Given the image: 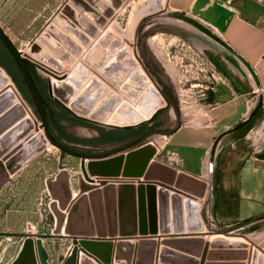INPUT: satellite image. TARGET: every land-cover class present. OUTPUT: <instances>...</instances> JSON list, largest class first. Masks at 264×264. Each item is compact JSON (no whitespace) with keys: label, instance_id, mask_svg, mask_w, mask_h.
<instances>
[{"label":"rangeland","instance_id":"obj_1","mask_svg":"<svg viewBox=\"0 0 264 264\" xmlns=\"http://www.w3.org/2000/svg\"><path fill=\"white\" fill-rule=\"evenodd\" d=\"M142 6L147 8L145 0H6L0 6V24L15 44L35 61L40 78L52 79L56 96L68 101L78 113L91 112L89 116L97 118L93 115L96 110L97 113H94L110 120L89 122L105 128L127 123L158 125V117L168 119L174 128L177 122L178 125L184 121L196 122L197 119L192 117L194 111L201 106L207 108L209 103L205 99L209 98L205 94L206 83L195 84L197 80L194 76L200 67L206 66L210 48L196 46L201 49L198 56L195 47L186 43L182 48V40L167 47L163 37H169L168 31L177 29L166 22L168 11L164 4V8L152 12H147V9L146 12H143L144 9L141 11ZM103 15L109 17V21L106 22ZM102 19L104 22H101ZM92 22L103 25V30L110 23L107 26L110 28L98 32L92 44L91 39H87V50L82 53L83 49L77 43L83 40L81 31L90 30ZM112 37H117L115 41L118 50L122 51V58L125 56L123 60L127 61L131 55L134 57V63H130L129 67L122 65L119 72L110 70L103 58H96V48L113 40ZM115 55L113 53L111 57ZM53 66L58 71L53 70ZM7 74L23 95L8 70ZM161 80L172 84L181 113L171 103L150 118L156 107L165 104L163 95H160L164 89ZM66 84L71 85L73 90H67ZM7 88L11 89L9 85ZM86 93L93 94L94 100H84ZM31 108L39 116L37 108ZM168 131L171 130H154L144 143L96 160L103 162L115 157L125 158L132 149L146 147L145 152L132 157L136 159L133 163H141L144 167L147 159L153 158L152 165L164 162L176 167L164 158L163 145ZM114 145L116 143L111 146ZM91 162H94L91 158L85 160V163ZM63 168L71 175V208L79 197L87 196H84L86 206L82 201L81 207L83 214L87 212L81 218L88 220L87 228L74 230L72 234L66 233L63 228L54 233L56 217L50 206L55 200L47 179L54 178ZM91 168H94L93 171ZM125 168V164L121 167H93L90 164L85 171L81 156L54 143L49 149H40L15 173H10L0 161V264H11L23 242L21 233L28 232L44 234L42 239L51 264H64L76 244L79 246L78 254L86 252L100 264H107L81 246L79 239L85 236L111 239L114 256L116 243L121 239H133L136 251L142 238H156L158 252L159 246L164 245V238L201 236L209 247L204 255L203 241L199 254L201 259L194 258L197 261L191 264H264V219L247 224L220 222L213 212V197L208 183L203 196L189 199L184 217L176 201L167 196L166 186L149 183L161 178L149 176V170L142 173V169H137L128 173ZM81 177L85 187H80ZM140 178H145V181ZM76 216L78 218L79 212ZM123 224L127 225L125 229ZM214 247L216 250L210 249ZM132 255L130 263L135 264L137 254L135 259L134 253ZM113 258L111 255L109 264H114ZM155 259L154 264H161L158 255Z\"/></svg>","mask_w":264,"mask_h":264},{"label":"water","instance_id":"obj_2","mask_svg":"<svg viewBox=\"0 0 264 264\" xmlns=\"http://www.w3.org/2000/svg\"><path fill=\"white\" fill-rule=\"evenodd\" d=\"M164 3L165 0H145L147 12H152L154 9L163 7ZM141 5L142 4H140L139 6ZM143 7L144 6H142L141 11L144 9L143 12H146L145 7ZM181 18L194 24L206 35L210 36L213 40L224 46L228 51L240 57V55H238L237 52L232 47H230L220 35H218L215 31H213V29H211L200 20L185 14L181 15ZM112 39L113 40L111 41H106L105 45L101 44L100 46H98L96 48L97 54L99 53V51L105 50L102 53L105 55H101L100 57L98 56V58H103V61H105L106 66L110 70L113 69L116 72H119L121 71L119 69L122 68V65L129 67L130 63H134V57L133 55H131V57L128 56L129 59L127 61L123 60L125 56L122 58V51L118 50V45L115 41L117 37H112ZM113 53H115L116 55L114 57H111ZM226 57L233 63L237 64L235 58H233L231 54L226 53ZM31 62L36 64L35 61L32 60L23 49L19 48L15 44L4 27L0 24V85L5 84L8 80L7 69L4 67L6 66L11 72L29 106L37 108L39 117L42 121L41 126L44 127V132H39L37 135H33L24 143L16 144L23 132L28 131L33 126V122H18L21 116L26 113V108L21 102L17 101L16 95L13 93V91L6 90L0 94V154L4 155L5 161L3 162L10 172H15V170L19 169L22 165L28 162L34 155H36L40 151V149L45 148L50 142L56 144L65 151L81 156L82 165L85 168V171H88V166H90V164L93 167H104L110 165L121 167L123 164H125V172L129 173L130 170L135 171L137 169H142L144 171L143 164L140 163L136 165L135 163H133L134 161H136V159L132 157L136 155L138 156V154L142 151L145 152V149H147L146 147H142L137 152L134 150L129 151L126 159L122 156L115 157L103 162L97 161L96 159L106 158L112 154L129 149L134 145H140L144 143V140L148 136H150L154 132V130L177 131L178 129V122L176 128H174L173 125L168 121V119L161 117H158V125L148 126H138L141 123H127L122 125L114 124V126L116 127L105 128L103 126L89 122L87 120H94V117L88 118L84 113L79 114L55 95V84H53L51 78H48L47 80V90V88L35 72V68L30 64ZM144 69L148 72V69L145 66ZM64 84L65 83H63V85ZM65 87L67 90H73V88H71V85L69 84H66ZM165 89L169 96L166 95L162 90V94H159L163 95L162 97H166L168 103L172 101L178 113H181L179 102L175 96V92H173L169 87H166ZM52 97L62 105H64L66 108H68L75 116L60 111V109L52 100ZM83 98L84 100H94L93 94L91 93H86ZM167 107L168 105H160L156 107L154 113L150 118H153L156 113L163 109H166ZM263 115L264 103L263 97L260 96L256 106L249 113V115H247L227 131L231 133L230 139H237L239 141L245 140L249 131L253 128L255 123L262 118ZM163 132L166 133V131ZM169 132L170 131H168L167 133ZM134 135L138 136L124 143L111 146ZM87 158L93 159L94 162L85 163V160ZM125 162H127V164ZM219 162L220 160L218 159L217 169ZM138 165H141L142 167ZM155 166L156 168H152L149 170V176L151 175L165 179L167 177H171L176 172V168L174 166L166 163H157L155 164ZM93 169L94 168H91L92 171ZM181 174L185 176L188 175V173L185 171H181ZM198 181L200 188H205L206 181L199 178ZM47 182L51 195L54 198L57 197L60 199L61 207H66L72 197L68 170L65 168L61 169L56 174L55 179L50 177L47 179ZM85 186L86 183L82 181L81 177L80 187ZM84 196L79 197V199L75 201L71 210H69L64 227L65 232L68 234H72V231L74 230L87 228L86 221L88 220H81V218H83V215H87V212L86 214H83L81 212L82 201H86V199H84ZM153 196H156V194ZM56 204L57 203H55L54 201V203L52 202L50 205L52 212L56 217L54 233H58L62 229L65 221L64 213H62L58 209ZM78 212L79 216L77 218L76 214ZM123 226H125V229L127 225L123 224ZM130 226L133 227L134 225ZM140 228L142 231L143 227L141 226ZM224 232L226 233V231ZM21 235L23 236L22 245L17 253V256L14 258L11 264H39V261L40 264H51L49 261V253L42 239L44 234L28 232L21 233ZM33 236H36V238H34ZM162 240L166 245H162L160 247V253L158 257L161 264H191L193 261L196 262L197 259H194L186 253L181 252L180 250L190 251L193 254H199V252L203 249L201 243L204 241L201 236H182L174 238H164ZM35 242L37 251L35 250ZM74 242L77 243L78 239L75 238ZM79 243L86 251L95 254L104 262H107V258L111 257L114 247L113 241L111 239H94L86 236L80 237ZM157 244L158 240L156 238H142L141 241L137 244V259L135 260V264H154L157 255ZM167 244L172 247H167ZM78 247L79 246L77 244L73 247L70 255L66 258V264H76L78 259L82 264H100L97 260L90 257V255L86 252L78 254ZM134 247L135 241L133 239L119 240L116 243L115 247L116 261H122L129 264L131 262V255L135 252ZM203 254L205 255V252Z\"/></svg>","mask_w":264,"mask_h":264},{"label":"crops","instance_id":"obj_3","mask_svg":"<svg viewBox=\"0 0 264 264\" xmlns=\"http://www.w3.org/2000/svg\"><path fill=\"white\" fill-rule=\"evenodd\" d=\"M164 6L168 11L166 22L178 29L168 31L169 37H163L167 47L182 40V48L187 43L197 49L198 56L201 49L197 47L210 48L206 66L200 67L194 76L195 84L206 83L208 93L205 94L209 100L204 99L209 106L194 111L192 117L196 122L184 121L177 131L171 130L165 135L164 158L179 167H175L179 172L197 175L208 183L212 207L220 222L247 224L264 219V115L243 141L230 139L231 133L227 132L249 115L260 96L264 103V0H165ZM184 14L213 29L240 57L181 18ZM93 26L95 33L83 31L91 44L97 39V33L103 31V26ZM86 47L81 46L82 53ZM189 191L196 198L195 191ZM65 223L66 220L63 229ZM181 252L201 259L190 251Z\"/></svg>","mask_w":264,"mask_h":264},{"label":"bare ground","instance_id":"obj_4","mask_svg":"<svg viewBox=\"0 0 264 264\" xmlns=\"http://www.w3.org/2000/svg\"><path fill=\"white\" fill-rule=\"evenodd\" d=\"M164 8V7H163ZM106 16V15H105ZM104 15H103V17H105ZM107 18H109V17H105L104 19H107ZM98 19V18H97ZM104 19H102L101 20V22H104ZM106 22H107V20H106ZM93 24L91 25V29L90 30H86V32H88L89 34H93V33H95L96 32V28L93 26L94 24H96L95 22H92ZM110 24V23H109ZM109 24H107L106 25V28H107V26L109 25ZM96 25H98V24H96ZM99 26H103V25H99ZM105 28V29H106ZM104 29V30H105ZM113 29V28H112ZM103 30V31H104ZM115 32V31H114ZM81 33L83 34V31H81ZM102 34V33H101ZM100 34V35H101ZM80 39H82V38H80ZM87 37L83 34V40L82 41H78V43H77V45H79L80 47L82 46V45H87L86 44V42H87ZM84 49V48H83ZM86 49V48H85ZM81 50H82V48H81ZM105 50H101V51H99V53H98V55H97V57L96 58H98V56L100 57L101 55H102V53L104 52ZM84 59V58H83ZM53 68V70H57L58 71V68H56V67H52ZM7 75H9V74H7ZM9 81L7 80V82L5 83V84H3V85H0V94L1 93H3L4 91H13V93L16 95V98H17V101L18 102H21L23 105H24V107L26 108V113L24 114V115H22L21 116V118L18 120V122L19 121H28V122H30V121H32L33 122V126L28 130V131H24L23 132V134L19 137V139H18V142H16V144H18V143H24V142H26L30 137H32L33 135H37L39 132H44V127H42L41 126V123H42V121H41V118L36 114V112H35V110H33L30 106H29V104H28V102H27V100L25 99V97H23V95L20 93V91L18 90V87L15 85V83L13 82V80H12V78H11V76L9 75ZM155 82V81H154ZM7 85H9L10 87H11V89L10 88H7ZM110 87V86H109ZM112 88V87H111ZM124 93V92H123ZM128 95V94H127ZM126 95V96H127ZM94 97V96H93ZM105 98V97H104ZM164 99H165V104L164 105H168V101H167V99H166V97H164ZM63 101V100H62ZM66 105H68L69 106V102L67 101V102H65V101H63ZM133 104V103H132ZM133 107H135V106H133ZM93 112V111H92ZM94 112H96L97 113V111L95 110ZM93 112V115L95 116V117H97V118H99V119H97V118H93L94 120H96V121H103V122H109L110 120L108 119V118H101V116L100 115H98V114H96V113H94ZM91 113V112H90ZM90 113H88V114H86L85 116L86 117H90L89 115H90ZM117 113V112H116ZM80 114V113H79ZM147 116V115H146ZM149 118V117H148ZM122 125V124H121ZM51 146H52V142H50V143H48V145L45 147L46 149H49V148H51ZM141 149V148H140ZM132 150H134V151H138L139 150V148L137 149V150H135V149H132ZM127 157H125V159H126ZM154 159L152 158V159H147V167H146V165L144 166V172L143 173H145L146 171H148V170H150V169H152V168H156V166H155V164H151V162L153 161ZM0 161H5V158H4V155H2V154H0ZM159 163H161V162H159ZM162 164H165V163H163L162 162ZM151 165V166H150ZM23 166V165H22ZM21 166V167H22ZM20 167V168H21ZM19 168V169H20ZM19 169H17V170H15V172H17ZM9 170V169H8ZM10 172V171H9ZM15 172H10V173H15ZM69 175H70V173H69ZM53 179H55V177L53 178ZM142 179H144L143 181H145V178H140V180H142ZM200 179V178H199ZM201 180H203V179H201ZM148 181V180H147ZM153 182H156V183H158L159 185H164V186H166V194H167V196L169 197L170 196V200H172V199H174L175 201H176V205H178V207H179V209H180V213L182 214V216L184 215V217H185V209H187V205H188V202L190 201L189 199L192 197V192L191 191H189V190H194L195 191V193H196V195L197 196H199V197H201V196H203L204 194H205V191H206V188H207V185H206V187L204 188L203 187V189H202V191H201V188H200V186H199V181H198V177H196V176H194L193 177V175H190V174H188L187 176H185V175H182L181 174V172H179V170H177L176 169V172L171 176V177H167V178H165V179H153L152 181H149V183H153ZM70 184H71V175H70ZM155 184V183H154ZM206 184H207V182H206ZM156 185V184H155ZM158 188V187H157ZM169 189H170V191H172V192H170L169 191ZM169 192V193H168ZM200 192V193H199ZM183 196H185L184 198H183ZM197 196H196V198H197ZM54 198V197H53ZM181 199V200H180ZM54 200L55 201H57V207H58V209L62 212V213H64V215H65V220L67 219V217H68V213H69V208H71V206H72V201H73V199H71L70 200V202L67 204V206L66 207H61V205H60V199L59 198H54ZM66 210V211H65ZM65 222V221H64ZM33 237H35L36 238V236H33ZM204 243H205V241H204ZM164 245H166V244H164ZM205 247H204V250H203V253L204 252H207V248L209 247V243H205V245H204ZM211 246V245H210ZM214 246V245H213ZM167 247H172V246H170V245H168L167 244ZM215 249H213V248H210L211 250H216V247H214ZM209 249V250H210ZM219 249V248H218ZM231 249V248H230ZM35 250L37 251V248H36V242H35ZM71 252V251H70ZM202 251H200L199 252V254L201 253ZM199 254H195V255H199ZM69 255H70V253H69ZM68 255V256H69ZM98 257V256H97ZM67 258V257H66ZM99 258V257H98ZM99 260L101 261V259L99 258ZM156 260V259H155ZM103 261V260H102ZM101 261V262H102ZM112 260H111V257H109V258H107V262H105V263H107V264H109L110 262H111ZM113 262H114V264H122L121 262H118V261H116V259H115V256H114V258H113ZM159 262H160V260H159ZM39 264H40V261H39ZM64 264H66V259H65V262H64ZM76 264H82L80 261H79V259L77 260V262H76ZM129 264H131V263H129Z\"/></svg>","mask_w":264,"mask_h":264},{"label":"flooded vegetation","instance_id":"obj_5","mask_svg":"<svg viewBox=\"0 0 264 264\" xmlns=\"http://www.w3.org/2000/svg\"><path fill=\"white\" fill-rule=\"evenodd\" d=\"M34 68H35V72L37 73V75L39 76V78H40V75L38 74V72H37V70H36V66H35V64L34 63H30ZM41 79V81L43 82V84L45 85V87L47 88V90H48V81H47V79H42V78H40ZM161 82H163V92L166 94V95H168L167 94V91H166V87H169L173 92H174V89H173V87L171 86V85H169L166 81H163V80H161ZM169 96V95H168ZM52 100L54 101L55 100V103H57L58 105H59V109H60V111H63V112H65V113H68V114H71V115H73V116H75L68 108H66L64 105H62L60 102H58L55 98H53L52 97ZM171 103H173L172 101L170 102V103H168V106H169V104H171ZM165 109H163V110H161V111H159V112H162V111H164ZM158 112V113H159ZM158 113H156V114H158ZM155 114V115H156ZM77 117V116H76ZM82 119V118H81ZM84 120H86V119H84ZM87 121H89V120H87ZM113 127H116V126H113ZM52 131V130H51ZM53 132V131H52ZM54 134V133H53ZM55 135V134H54ZM141 135V134H140ZM56 136V135H55ZM138 135H134V136H132V137H129V138H127V139H125V140H122V141H120V142H118V144H121V143H124V142H126V141H129L130 139H132V138H134V137H137ZM57 137V136H56ZM58 138V137H57ZM59 139V138H58ZM117 143H116V145H118ZM77 150H79V149H77ZM84 151H89V150H84Z\"/></svg>","mask_w":264,"mask_h":264},{"label":"built area","instance_id":"obj_6","mask_svg":"<svg viewBox=\"0 0 264 264\" xmlns=\"http://www.w3.org/2000/svg\"><path fill=\"white\" fill-rule=\"evenodd\" d=\"M6 0H0V6L5 2Z\"/></svg>","mask_w":264,"mask_h":264},{"label":"trees","instance_id":"obj_7","mask_svg":"<svg viewBox=\"0 0 264 264\" xmlns=\"http://www.w3.org/2000/svg\"><path fill=\"white\" fill-rule=\"evenodd\" d=\"M2 65V64H1ZM4 66V65H3ZM8 71H9V69H8V67H6V66H4ZM10 72V71H9ZM11 73V72H10ZM12 75V74H11ZM245 222H247V221H245Z\"/></svg>","mask_w":264,"mask_h":264}]
</instances>
